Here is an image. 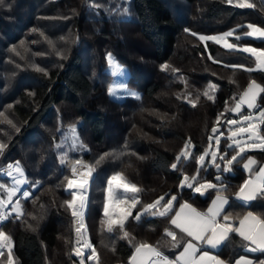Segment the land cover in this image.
<instances>
[{
    "label": "trees",
    "instance_id": "trees-1",
    "mask_svg": "<svg viewBox=\"0 0 264 264\" xmlns=\"http://www.w3.org/2000/svg\"><path fill=\"white\" fill-rule=\"evenodd\" d=\"M180 1L185 4L178 0H4L0 6V143L6 145L0 153L1 166L18 161L24 169L25 185L14 201L21 192H31L20 200L25 215L15 218L13 212L0 227L13 238L16 264L75 262L73 220L64 204L69 197L65 176L70 174V165L61 163L65 153L68 160L79 158L89 164L104 153H125L118 159L106 158L93 171L86 223L101 264H128L137 242L155 245L171 258L182 249L183 244L171 246L175 241L165 236L164 229L175 228L159 215L144 214L139 222L129 218L126 228L135 237L131 244L115 234H102L107 180L122 172L141 189L133 216L142 204L165 193L177 195L175 205L187 201L206 208L212 190L202 196L178 188L182 174L196 175L199 165L191 159L178 164L179 170L171 165L189 138L192 153L202 154L218 114L224 112L220 123L235 116L224 111L225 101L233 107L231 97L239 98L252 79L264 85V72L225 67L255 65L249 54L200 41L191 33L213 35L238 29L240 34L245 29L239 26L249 23L264 27V11L235 8L222 0ZM92 3L102 7H91ZM188 28L190 32L185 31ZM135 38L150 49L151 56L128 50V39ZM49 41L56 51L48 47ZM237 43L264 48V43L252 37ZM108 53L128 68L127 83L141 92L140 99L119 101L108 95L112 79L107 71ZM209 53L222 63H213ZM164 64L170 66L168 70H162ZM212 84L217 86L215 103L203 95ZM178 95L182 98L177 99ZM197 96L192 107L189 100ZM258 103L264 107V94ZM70 125L76 126L78 141ZM220 139V149L231 153L227 138ZM252 154L264 159L260 151ZM205 163L208 167L201 169L197 179L217 182L215 176L222 174L228 186L224 194L234 205V194L245 178L241 165L233 164L232 171L218 173L208 160ZM0 184L9 187L10 178L0 175ZM4 195L0 189V196ZM175 231L179 240L183 235ZM242 243L236 237L218 254L233 262L237 256L249 254ZM251 257L264 259V254Z\"/></svg>",
    "mask_w": 264,
    "mask_h": 264
},
{
    "label": "snow or ice",
    "instance_id": "snow-or-ice-1",
    "mask_svg": "<svg viewBox=\"0 0 264 264\" xmlns=\"http://www.w3.org/2000/svg\"><path fill=\"white\" fill-rule=\"evenodd\" d=\"M222 2L235 8H256V4L252 3L251 0H222ZM260 2L262 5L261 10L264 11V0H260ZM3 5L4 0H0V6ZM90 6L97 9L102 7L98 3H92ZM123 12L127 13L128 9L124 8ZM239 27L244 28L245 31L237 34L238 29H233L221 35L211 36L198 35L196 33L191 34L198 36L200 41H212L228 50L249 54L253 58L255 65L254 67H245L244 65L225 64V67L243 68L244 71L249 73L254 71L264 72V48L228 42L229 37H234L237 42L244 37H252L264 43V27L252 23ZM185 31L188 30L185 29ZM49 43L51 44L52 42L49 41ZM208 58L213 63H222L215 60L211 53L208 54ZM106 59L110 69H112L113 75H124V69L114 60L111 53L107 54ZM169 67L168 64L161 66L162 70H168ZM36 70L43 71L38 67ZM171 70L174 73H179V69L172 68ZM181 79L183 80V77ZM216 87L215 84H212L209 86V89L203 92V95L213 103H215L216 99L214 95ZM118 90L129 91L126 84H113L108 88V95L113 98H119L117 95ZM210 91L213 94H209ZM129 94L140 99L136 93L129 91ZM262 94H264V85L252 79L239 98L235 95L231 97L235 101L233 107L229 108L228 102L225 101L224 111H230L239 116V119H226V124L230 126V135L227 137V149H230L231 153L220 149V137L223 136V133L219 132V128L216 125L220 124V118L224 116V112H221L218 114L215 124L211 129L213 135L208 137L209 143L205 151L202 154L194 155L190 150L194 145H192L189 138L185 142L183 149L176 156V162L171 165L173 169L179 170L177 169V165H183L190 159L199 165L196 169V175L189 177L186 174H182L183 179L180 181L178 188L184 189L186 187L195 193H200L202 196L209 190H212V195L215 199H212L211 206L206 212L198 211L187 201L174 205L173 202L177 201V195L165 193V195L160 196L151 203L142 204L140 210L136 211V214L133 216V210L140 204V198L136 194L141 192V189L136 184L130 182L122 172L114 173L107 180L106 197L103 204L104 219L100 221V231L102 234L104 232L115 234L121 239H127L131 244L135 240V237L126 228L129 218L131 217L133 222H139L141 216L144 214L151 216L159 215L166 218L175 229H179V232L184 234L177 240L175 230L164 229L165 236L171 237V240L175 241L171 245L172 247L179 248L183 244L182 251L174 259L164 256L156 246L147 242H137L133 245L134 252L129 257L128 264H226L219 256L210 255L208 251L203 250L202 246L212 249L227 247L236 237L244 242L241 244V247L245 251L264 254V215L247 211L242 216L237 214L236 219H238V224L235 223L231 214L225 211V206L229 205L230 201L229 197L224 194L228 191V186L222 181L221 175L217 174L215 176V180L219 182V185L207 180L197 179L201 169H207L208 164L205 163V158L209 156L210 163L215 166L218 173L232 171L233 164L242 165L243 169L248 173V178L239 186L238 191L234 194V199L240 201L242 206L245 207L258 198L264 199V164L259 163L255 157L247 155V153L255 150L264 153V107H260L257 103L258 98ZM181 98L180 95L177 96V99ZM198 100L199 96L195 100L190 99L189 103H191L192 107H195ZM243 106L247 107V113H242ZM8 123L11 124L12 121L9 120ZM69 130L73 134L74 139L78 141L79 138L75 135L76 126L70 125ZM213 140L215 148L213 147ZM5 146V144L0 143V153L3 152ZM57 147L60 148L61 145H57ZM79 147L84 149L86 146L80 142ZM126 147L127 145H125ZM124 154V152L115 151L104 153L94 164H89L79 158L68 160L66 159L67 153L61 156V163L70 165L73 177L69 178L65 176V180L67 181L66 188L68 190H78L69 191L71 198L64 201V204L71 210V215L77 218L75 223L78 226L75 228L76 235L72 252L75 256L79 257L78 264H86L85 250H88L87 260L93 261L94 264H101L99 253L88 237L87 226L83 219L88 201L89 180L96 165H99L106 158L118 159ZM182 157L183 160L181 159ZM7 168L6 175L15 181V186L6 188L4 184H0V189L6 193V199L0 198V222L6 220L13 212L16 214L15 218L23 217L25 213L20 200L29 196L28 192H21L20 197L13 201V197L17 195L19 187L25 183L24 171L18 161L14 164H8ZM13 173L17 175L13 176ZM128 193H132L133 195L129 196ZM165 196L168 199H165ZM161 201H164L162 205ZM9 205H12L10 211L8 210ZM174 207H178L179 210L174 211ZM32 219H36V217L33 216ZM28 227L35 231L32 225H28ZM185 236L191 239H185ZM193 241L198 243H193ZM65 242L68 243L67 240ZM13 248V238L0 229V261H2V264H16ZM198 253L199 255H197ZM74 264H77V262H74ZM234 264H264V259L253 260L247 256H241L234 261Z\"/></svg>",
    "mask_w": 264,
    "mask_h": 264
},
{
    "label": "rangeland",
    "instance_id": "rangeland-1",
    "mask_svg": "<svg viewBox=\"0 0 264 264\" xmlns=\"http://www.w3.org/2000/svg\"><path fill=\"white\" fill-rule=\"evenodd\" d=\"M179 1V3H182V4H185V3H183L182 1H180V0H178ZM251 2L252 3H254V4H256V8H253V9H255L257 12L258 11H261V5L259 4V3H261L260 2V0H251ZM183 7V6H182ZM183 9V11L184 12H187V9L185 8V7H183L182 8ZM189 29V28H188ZM191 30L189 29V31L188 32H190ZM230 31V30H229ZM226 32H228V31H226ZM223 33H225V32H222V33H217V34H213V35H221V34H223ZM199 35H205V34H199ZM205 36H211V35H205ZM232 38H234V37H229L228 38V42L229 43H237V42H235L234 40H232ZM203 42H205V41H203ZM48 45V47L49 48H51L52 50H54V51H56L57 49H56V47L54 46L53 47V45L52 44H50V43H48L47 44ZM144 45V43H142L141 42V40H140V38H135V40L133 41H131L130 39H128V41H127V47H128V50L129 51H131V52H134V50H137V51H140V52H142V54H146V55H150L151 54V51H150V49L147 47V46H143ZM253 47V46H252ZM109 54V53H108ZM111 55H112V57L114 58V60L120 65V66H122V68L124 69V75L123 76H120V75H113L112 74V69H110V67H109V65H108V62H107V71L112 75V79H111V81H110V83H109V86L110 85H113V84H121V83H123V84H126L127 85V88H128V90L131 92V93H136V94H138V96L139 97H141V92L138 90V89H136V88H133V87H130L129 85H128V83H127V81H128V76H129V70H128V68L125 66V65H123V64H121L120 62H118L117 61V59L115 58V56L111 53ZM151 56V55H150ZM258 83V82H257ZM129 91H123V90H118L117 91V95H118V97L119 98H113V97H111V98H113V99H116V100H123V99H125V98H127V97H132V98H136L135 96H133V95H130L129 94ZM242 113H243V107H242ZM235 114V113H234ZM235 116H237L236 114H235ZM217 127H221V129L223 130V132H224V128H225V122H223V123H220L219 125H216ZM211 135H213L212 134V132H211ZM223 135H224V133H223ZM214 139H215V137H214ZM213 147L215 148V144H214V140H213ZM0 155H3V154H0ZM207 158H209L210 159V156L209 157H206L205 158V160H207ZM210 163V162H209ZM211 164V163H210ZM21 165V164H20ZM212 165V164H211ZM21 167H22V165H21ZM22 169H23V167H22ZM23 171H24V169H23ZM70 175V174H69ZM24 177H25V173H24ZM26 181V180H25ZM212 183H217L218 185H219V182H212ZM24 185H25V183H23L20 187H19V190H18V192L24 187ZM13 186H15V181L10 177V185H9V187L8 186H6V188H11V187H13ZM25 192V191H24ZM26 192H28L29 193V195H30V191L29 190H26ZM128 195L129 196H131V195H133L132 193H128ZM137 196H138V193L136 194ZM89 197H90V194L88 195V201H87V206H86V208H85V216H84V219H85V223H86V213H87V207H88V202H89ZM0 198H2L1 196H0ZM4 199H6V195H4V197H3ZM71 197H70V195H69V197H68V199H70ZM14 201V200H13ZM163 204V201H161V205ZM8 208H9V206H8ZM12 208V207H11ZM9 211L11 210V209H8ZM12 215V214H11ZM10 215V216H11ZM9 216V217H10ZM9 219V218H8ZM86 226H87V223H86ZM88 230V229H87ZM88 233V232H87ZM88 236H89V233H88ZM90 238V237H89Z\"/></svg>",
    "mask_w": 264,
    "mask_h": 264
},
{
    "label": "crops",
    "instance_id": "crops-1",
    "mask_svg": "<svg viewBox=\"0 0 264 264\" xmlns=\"http://www.w3.org/2000/svg\"><path fill=\"white\" fill-rule=\"evenodd\" d=\"M257 103H258V101H257ZM258 105H259V103H258ZM248 112V109H247V107L246 106H243V113H247ZM237 115V114H236ZM232 119H239V116H233L232 117ZM229 127L230 126H228L226 123H225V128H224V136H223V138H227L229 135H230V132H229ZM255 151H259V150H255ZM253 152V151H252ZM252 152H249V153H247V155H250V156H253V157H255L256 159H257V161L259 162V163H262V164H264V159L263 160H259L258 159V157L255 155V154H252ZM207 160H208V162H210V159L209 158H207ZM206 161V160H205ZM241 168H242V170L244 171V173H245V178H244V180H243V182L248 178V173L243 169V167H242V165H241ZM221 175V179H222V174H220ZM210 182H212V181H210ZM242 182V183H243ZM195 186V185H194ZM212 199H215V197L214 196H212L211 197V199H210V201H209V203H208V205L206 206V208L205 209H199V208H197L195 205H193V204H191L194 208H196L198 211H200V212H206L207 211V209L211 206V202H212ZM235 200V199H234ZM230 201V200H229ZM256 201H260L257 205H254L253 207H251L250 205H251V203H253V201L252 202H250V204L248 205V206H242V204H241V202L240 201H236L235 200V204L234 205H232L231 206V204L229 203V205H226L225 206V211L226 212H229L230 214H231V216H232V218H233V220L235 221V223H237L238 224V219H236V217H237V214H239L240 216H242V215H244L247 211H253L254 213H257V214H261V215H264V199H261V198H258V199H256ZM163 203H164V201H163ZM175 203H176V201H174L173 202V204L175 205ZM183 203V202H182ZM189 203V202H188ZM179 210V208L177 207L176 209H175V211H178ZM173 226V225H172ZM173 228H175L174 226H173ZM175 230H177L178 232H179V229H175ZM181 235H184V234H182V233H180ZM186 237V236H185ZM187 239H191L190 237H186ZM193 243H198V242H196V241H193ZM93 244V243H92ZM152 245V244H151ZM153 246H155V245H153ZM183 248V247H182ZM202 248H203V250H205V251H208L209 252V254L210 255H217V256H219L220 257V259H222L223 261H225L226 262V264H234V261L235 260H237V259H239V257H241V256H247V257H249V258H251V259H253V257H251V255H254V254H257V253H259V252H257V253H252V252H247V253H249V254H243V255H239V256H237L234 260H233V262H230V261H228V260H226L225 258H223L222 256H220L219 254H218V252H219V250L222 248H218V249H212V248H210V247H205V246H202ZM159 250V249H158ZM160 251V250H159ZM182 251V249L174 256V257H169V256H167V255H165V254H163L164 256H166V257H168L169 259H174L176 256H178L179 255V253ZM134 252V251H133ZM133 254V253H132ZM197 255H199V253L197 254ZM254 260V259H253ZM115 264H120L119 262H116Z\"/></svg>",
    "mask_w": 264,
    "mask_h": 264
},
{
    "label": "built area",
    "instance_id": "built-area-1",
    "mask_svg": "<svg viewBox=\"0 0 264 264\" xmlns=\"http://www.w3.org/2000/svg\"><path fill=\"white\" fill-rule=\"evenodd\" d=\"M187 30L189 31V29H187ZM218 128H219V132L224 133L220 126H219ZM221 137H223V136H221ZM221 137H220V138H221ZM1 159H2V155L0 156V175H2V176H8V175H6V172L8 171L7 165H6V166H1ZM11 164H14V163H11ZM15 175H17V174H16V173H13V176H15ZM69 178H73V177H72V174H71V171H70ZM92 179H93V174H92V177H91L90 180H89V186H88V193H87V195H89V193H90ZM66 185H67V181H66ZM66 185H65V190H66V192L68 193V195H69V191H78L77 189L68 190V189L66 188ZM70 211H71V210H70ZM11 214H12V213H11ZM84 216H85V210H84ZM8 218H9V217H8ZM8 218H7L6 220H4L3 222H0V227H1V225H2L3 223H5V222L8 220ZM76 219H77V218H74V217L72 216V220H73V231H74L73 242H74V240H75V235H76V233H75V228L78 226V225L75 223V220H76ZM83 219H84V217H83ZM84 222H85V219H84ZM85 224H86V223H85ZM87 234H88V233H87ZM88 237H89V236H88ZM91 243H92V242H91ZM85 252H86V255H85L86 264H94L93 261H89V260H87V252H88V250H85ZM72 253H73V252H72ZM73 256H74V258H75V262H77V264H78L79 257L75 256L74 254H73Z\"/></svg>",
    "mask_w": 264,
    "mask_h": 264
},
{
    "label": "water",
    "instance_id": "water-1",
    "mask_svg": "<svg viewBox=\"0 0 264 264\" xmlns=\"http://www.w3.org/2000/svg\"><path fill=\"white\" fill-rule=\"evenodd\" d=\"M203 196H206V193Z\"/></svg>",
    "mask_w": 264,
    "mask_h": 264
}]
</instances>
